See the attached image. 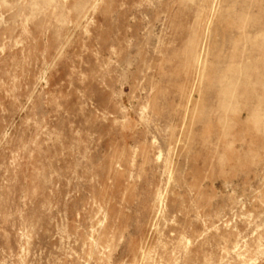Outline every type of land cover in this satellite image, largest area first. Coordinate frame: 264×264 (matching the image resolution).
Masks as SVG:
<instances>
[{
    "label": "rangeland",
    "instance_id": "obj_1",
    "mask_svg": "<svg viewBox=\"0 0 264 264\" xmlns=\"http://www.w3.org/2000/svg\"><path fill=\"white\" fill-rule=\"evenodd\" d=\"M0 264H264V0H0Z\"/></svg>",
    "mask_w": 264,
    "mask_h": 264
},
{
    "label": "bare ground",
    "instance_id": "obj_2",
    "mask_svg": "<svg viewBox=\"0 0 264 264\" xmlns=\"http://www.w3.org/2000/svg\"><path fill=\"white\" fill-rule=\"evenodd\" d=\"M133 162V161H132Z\"/></svg>",
    "mask_w": 264,
    "mask_h": 264
}]
</instances>
